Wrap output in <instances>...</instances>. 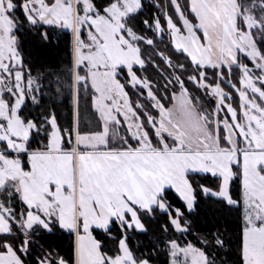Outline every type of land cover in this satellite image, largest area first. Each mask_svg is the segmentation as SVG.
I'll use <instances>...</instances> for the list:
<instances>
[{
	"label": "snow or ice",
	"instance_id": "snow-or-ice-1",
	"mask_svg": "<svg viewBox=\"0 0 264 264\" xmlns=\"http://www.w3.org/2000/svg\"><path fill=\"white\" fill-rule=\"evenodd\" d=\"M0 264H264V0H0Z\"/></svg>",
	"mask_w": 264,
	"mask_h": 264
},
{
	"label": "trees",
	"instance_id": "trees-1",
	"mask_svg": "<svg viewBox=\"0 0 264 264\" xmlns=\"http://www.w3.org/2000/svg\"><path fill=\"white\" fill-rule=\"evenodd\" d=\"M71 51V32L65 30L59 33H53L50 38V45L45 48L40 55L46 56L50 60L61 63L62 66L67 67L66 56ZM231 232L232 230L229 229Z\"/></svg>",
	"mask_w": 264,
	"mask_h": 264
}]
</instances>
